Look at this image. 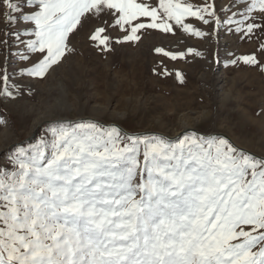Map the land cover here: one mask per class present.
Wrapping results in <instances>:
<instances>
[{
	"label": "snow or ice",
	"instance_id": "1",
	"mask_svg": "<svg viewBox=\"0 0 264 264\" xmlns=\"http://www.w3.org/2000/svg\"><path fill=\"white\" fill-rule=\"evenodd\" d=\"M241 2L237 31L264 33V0ZM0 9L7 28L22 22L34 37L26 74L40 80L74 51L70 36L85 22H96L93 46L110 52L147 30L203 38L192 19L215 18L207 0H0ZM155 52L163 76L173 74L165 58L202 56ZM238 59L264 71V43ZM2 79L0 95L14 99ZM48 132L17 145L11 170H0V264H264V156L194 131L173 141L84 121Z\"/></svg>",
	"mask_w": 264,
	"mask_h": 264
},
{
	"label": "rangeland",
	"instance_id": "2",
	"mask_svg": "<svg viewBox=\"0 0 264 264\" xmlns=\"http://www.w3.org/2000/svg\"><path fill=\"white\" fill-rule=\"evenodd\" d=\"M190 2L203 5L205 0ZM207 2L215 9L211 23L192 19L206 33L203 38L180 30L175 36L147 30L139 42L113 45V51L103 52L88 39L96 22H85L70 36L74 51L43 80L26 74L36 61V54L27 48V41L34 39L24 35L27 26L21 22L7 28L0 16V92L6 73L15 96L0 95V170L12 168L9 157L16 147L11 146L22 143L27 148L42 137L51 139L48 130L54 123L74 124L84 118L116 123L134 134L158 132L176 137L190 128L222 133L264 156V71L238 59L258 52L264 33L257 30L248 36L237 31L243 19L241 0ZM157 47L172 51L192 47L202 56L178 61L165 58L173 74L163 76ZM176 71L183 74V84L176 79Z\"/></svg>",
	"mask_w": 264,
	"mask_h": 264
},
{
	"label": "water",
	"instance_id": "3",
	"mask_svg": "<svg viewBox=\"0 0 264 264\" xmlns=\"http://www.w3.org/2000/svg\"><path fill=\"white\" fill-rule=\"evenodd\" d=\"M83 121H93V122H95V123H97V124H99V125H103V126H105V127H108V126H115V127H118V128L122 131V133H124V134H127V135H134V133H130V132H128L127 130H125L123 127H121L120 125H118V124H116V123H110V124H107V123H104V122H101V121H98V120H91V119H89V118H84ZM52 123H54V122H52ZM69 123H73V122H69ZM54 124H58V123H54ZM193 131L196 132L197 134L206 135L205 133H201V132H199V131H197V130H195V129H193V128H190V129L185 130L184 132L180 133V135H178V136H176V137H171V136L164 135V134H161V133H158V132H144V133H135V134H156V135H159V136H162V137H165V138H168V139L174 141L176 138L182 136L185 132H193ZM212 134H215V133H212ZM218 135H221V136H224V137L228 138V139H229L234 145H236V146H238V147L244 149V150L247 151V152L252 153L251 151H249V150H247V149H245V148L239 146V145H238V144H237L232 138H230V137L227 136L226 134H222V133H220V134H218ZM33 138H34V136L28 138V139L26 140V142H31V141L33 140ZM21 144H22V143H18V144L16 143L15 145H13V146H11V147L13 148V147H16L17 145H21ZM253 154H254V153H253ZM254 155L260 157V156L257 155V154H254Z\"/></svg>",
	"mask_w": 264,
	"mask_h": 264
},
{
	"label": "bare ground",
	"instance_id": "4",
	"mask_svg": "<svg viewBox=\"0 0 264 264\" xmlns=\"http://www.w3.org/2000/svg\"><path fill=\"white\" fill-rule=\"evenodd\" d=\"M42 124V123H41Z\"/></svg>",
	"mask_w": 264,
	"mask_h": 264
}]
</instances>
